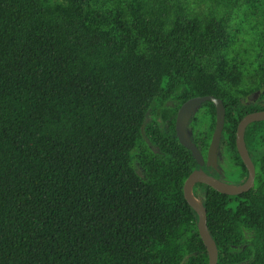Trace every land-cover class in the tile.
I'll return each mask as SVG.
<instances>
[{
	"label": "trees",
	"instance_id": "obj_1",
	"mask_svg": "<svg viewBox=\"0 0 264 264\" xmlns=\"http://www.w3.org/2000/svg\"><path fill=\"white\" fill-rule=\"evenodd\" d=\"M216 1L227 10L256 0ZM144 2L0 0V264L208 263L182 193L198 165L175 115L191 97L222 100L219 155L236 177L225 182L242 183L236 127L264 110L263 42L250 72L245 58L229 62L240 26L223 11ZM214 124L210 101L188 122L203 157ZM244 142L249 190L192 189L216 264H264V120L246 126Z\"/></svg>",
	"mask_w": 264,
	"mask_h": 264
},
{
	"label": "water",
	"instance_id": "obj_2",
	"mask_svg": "<svg viewBox=\"0 0 264 264\" xmlns=\"http://www.w3.org/2000/svg\"><path fill=\"white\" fill-rule=\"evenodd\" d=\"M258 95L259 91L257 90L249 93L246 99L248 102L254 101ZM206 101H210L214 105L215 124L206 155L203 157L198 147L190 139V132L189 129H187V125L199 105ZM261 120H264V110L247 113L237 124L235 148L247 170V176L242 183L230 184L208 172H205L202 168L204 164L213 166V163L217 160L221 132L224 124V105L222 100L213 95L195 96L185 100L176 111L174 121L175 135L179 143L191 152L192 157L198 165V167L192 170L185 178L182 185V193L185 201L193 208L197 215L196 227L207 252V264H216L217 247L206 226V210L200 197L193 194V186L196 183H203L214 190L227 195H235L249 190L254 183L255 167L245 146L244 130L249 123Z\"/></svg>",
	"mask_w": 264,
	"mask_h": 264
},
{
	"label": "rangeland",
	"instance_id": "obj_3",
	"mask_svg": "<svg viewBox=\"0 0 264 264\" xmlns=\"http://www.w3.org/2000/svg\"><path fill=\"white\" fill-rule=\"evenodd\" d=\"M152 0H146L145 4L151 3ZM186 4L194 9L204 11L206 13H220L224 12L226 15L231 17L230 24L233 26H240L239 31L236 33L233 40V44L230 47V54L232 56L229 59L231 65L238 66L240 60L245 58L250 62L248 70L252 72V68L255 65V59L253 57L254 46L257 41L261 39L263 42L262 52L263 61L261 66L264 68V0H256L255 5L244 7L241 6L239 9L229 8L227 10L221 8V2L216 0H186ZM241 15H243V20H240ZM248 66V65H247ZM230 66H227L229 69ZM257 70L260 71L258 68ZM246 85H250V78L246 76ZM254 92V91H252ZM259 96V95H258ZM169 107L173 104L172 102L167 103ZM199 110V109H198ZM167 115H170L171 110L166 109ZM196 115L199 112L195 113ZM188 129V128H187ZM218 153L217 160L213 163L212 169L217 173L220 180L226 181L228 178L235 179L236 177L228 176L225 171L227 168L226 162L223 160ZM226 177L223 178V177ZM198 197L201 196L198 194Z\"/></svg>",
	"mask_w": 264,
	"mask_h": 264
},
{
	"label": "flooded vegetation",
	"instance_id": "obj_4",
	"mask_svg": "<svg viewBox=\"0 0 264 264\" xmlns=\"http://www.w3.org/2000/svg\"><path fill=\"white\" fill-rule=\"evenodd\" d=\"M247 96H248V95H247ZM247 96H246V98H247ZM257 98H258V96L256 97V99H257ZM256 99H255V100H256ZM255 100H254V101H255ZM211 170H212V171H214L213 169H210L209 171H211ZM223 178H225V179H226V177H225V176H224Z\"/></svg>",
	"mask_w": 264,
	"mask_h": 264
}]
</instances>
